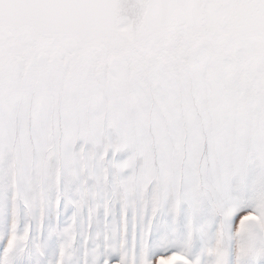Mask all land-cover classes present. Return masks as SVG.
Returning <instances> with one entry per match:
<instances>
[{
  "label": "snow or ice",
  "instance_id": "6c2138e0",
  "mask_svg": "<svg viewBox=\"0 0 264 264\" xmlns=\"http://www.w3.org/2000/svg\"><path fill=\"white\" fill-rule=\"evenodd\" d=\"M0 264H264V0H0Z\"/></svg>",
  "mask_w": 264,
  "mask_h": 264
}]
</instances>
